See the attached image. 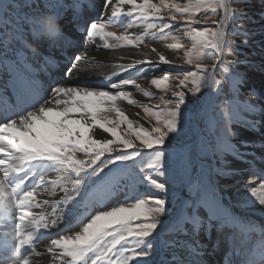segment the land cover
<instances>
[{
    "label": "snow or ice",
    "instance_id": "obj_1",
    "mask_svg": "<svg viewBox=\"0 0 264 264\" xmlns=\"http://www.w3.org/2000/svg\"><path fill=\"white\" fill-rule=\"evenodd\" d=\"M241 2L247 4L248 0ZM261 2L264 3V0ZM112 4L113 0H104V11ZM124 5H129V10L125 11ZM77 6L80 9L88 7L91 10L88 0H78ZM20 7L15 0H0V14H3V21L0 23H6L7 36H11L14 29L16 40L36 55L37 51L30 47L32 44L25 38V31L37 39L34 26L37 20L47 14L29 15L19 12ZM205 7H211L212 11L216 12L217 8H226L227 5L213 3L212 0H189L187 5L168 4L165 0H160L159 5L152 0H117L111 10V17L127 15L142 20L149 17L164 19L161 13L166 9L172 20L178 18L173 13H180L179 19H184L187 14L190 23H204L206 19L195 20L194 13ZM239 15L242 18L246 17L247 12L242 11ZM9 16L15 19L9 20ZM102 17L103 13L101 18L87 22L88 36H115L114 32L106 31V24L101 22ZM261 17L264 18V13H261ZM226 20L227 17L225 22ZM24 25L28 26L27 29ZM4 35V32H0V36ZM189 35L194 42L193 52L197 54L193 57L192 53H189L191 58L187 63L193 64L195 61V68L199 71H189L179 79L177 87L181 90L169 89V74L151 80V83L161 91L165 93L171 91V97H160L165 107L159 111L145 109L148 116L155 117L156 125L150 130L141 126L132 133L140 142L139 148L119 131L121 125L127 123L129 132H132L133 122L121 110L118 101L135 103L131 93L123 90L121 85H134L145 96L153 95L141 88L136 80L126 78L118 83H112L110 88L119 90L115 94L108 90L66 85H56L51 92L45 89L42 93L38 89L39 82L35 79L32 66L27 62L28 57L21 53L18 61H10L7 59L9 56L7 47L0 52V57H4L2 68L10 76V84L16 98L13 103L3 91H0V221L11 219L14 222L12 235L14 254L26 246L32 247L35 251V233L57 224L59 217L49 221L44 214L33 211L50 204L49 200L36 199L40 191L54 196L57 187L67 192L66 185L71 183L76 186L75 194L81 196V189H86L93 182V178L104 172L109 164L135 161L136 157H140L142 151L147 149L150 156L147 168L152 172L144 171L143 165H139L143 173L140 182L146 181V188L155 189L162 195L152 198L151 193L145 191L138 194L130 206L124 204L111 210L101 209L90 221L83 223L80 229L52 238L47 250L55 252L58 249V255L67 258L64 264H131L133 260L136 264H206L202 260L203 245L199 243L198 236L201 231L207 235L214 222H226L230 218L229 211L223 204L217 177L230 178L237 175L239 170L216 167L214 164L212 174H209L201 158L206 155L218 157L221 163L227 165L228 161L223 159L225 154H234L241 160L244 154L234 152L235 146L230 142L213 145L207 141H201L194 148H185L178 152L174 147L176 137L172 136L169 139V136L186 130L191 118L187 108L182 110V106L186 104V92L183 89L191 85V91L195 94L202 89H212L221 85V79L216 78L217 63L220 64L219 75L234 96L240 93L246 80L242 74L235 71L236 64L244 61L222 58L230 54L228 50L234 47L225 39L222 24L215 30L211 28L192 30ZM4 42L7 44L10 41L5 38ZM243 44L246 47L250 46L247 38ZM73 46L75 45H69ZM170 47L179 49L182 45L175 43ZM235 47L238 51L239 46ZM197 48L210 49L209 55L215 63L202 67V57L205 53L197 52ZM65 59L71 62L65 73L66 77L76 78L81 71L88 68L85 63L88 60L86 55L79 53L66 55ZM159 59L165 64L171 63L163 55H160ZM145 62L141 60L136 63ZM147 62L151 63L150 60ZM250 94L257 95L256 90L252 89ZM169 105L171 107H168ZM222 112L230 126L234 122L232 101H225ZM111 114H115L114 119L109 118ZM95 129L100 131L94 134ZM229 131L234 138L236 134L231 132L230 128ZM103 134H108L111 138H106ZM242 144L246 145L247 142L242 141ZM129 149L136 151L114 157L111 155L113 152L124 153ZM77 153H82L86 159H77ZM105 155H108L109 159L101 167L96 168L95 165ZM39 164L55 168L59 172L58 178L49 181L46 179V173L37 176L33 169ZM127 167L125 164L124 168ZM32 177L37 179L25 187ZM97 182L105 183L107 195L126 191V187L119 186L114 180H106L105 177H101ZM181 186L187 188L190 199L184 202L187 210L172 221L170 228L178 236L190 237L195 244L177 240L172 242L171 247L178 250L188 249L190 258H182V254L176 251L170 256L161 254L159 259H145L153 255L155 241L163 232V228L160 233L156 232L158 225L167 224V221H161L159 217L166 214V204L170 203L169 195L175 188ZM227 187L225 185V188ZM251 195L256 198L259 205L264 206V183L260 184L259 189H252ZM83 199L84 196H81V200ZM76 203L79 204L80 201ZM202 210H206V215H201ZM153 233L156 235L153 236ZM3 264H31V260L29 257L17 260L13 256ZM229 264L232 262L229 261ZM241 264H264V245H261L256 254L246 256Z\"/></svg>",
    "mask_w": 264,
    "mask_h": 264
},
{
    "label": "rangeland",
    "instance_id": "obj_2",
    "mask_svg": "<svg viewBox=\"0 0 264 264\" xmlns=\"http://www.w3.org/2000/svg\"><path fill=\"white\" fill-rule=\"evenodd\" d=\"M15 2L20 4L21 9L19 10H23V13L29 15L47 14L55 16L59 14L60 18L65 21L70 20V22L78 21L79 14L81 13L77 6L78 1L76 0H15ZM152 2L158 5L160 4V0H152ZM188 2L189 0H165V3L168 4L178 3L187 5ZM212 2L223 3L227 5V7H219L216 12H213L211 7L202 8L194 13V19H206V22L190 23L187 14H185L184 19H179L181 14L173 13L178 18L172 20L166 9L161 13L164 19L149 17L142 20L139 17H129L127 15L126 17H111V10L117 3V0H113V4L109 5L107 11H104V0H88L91 10H89L88 7L84 8L83 13L85 11L88 18L80 22V27L86 28L87 22L101 18V14L103 13L101 22L106 24V31L114 32L115 36L104 37V48L99 49L93 55L87 56L88 60L85 61V63L88 65V68L87 70L81 71L78 76L105 81L106 78L113 74L121 75L122 80L126 78L134 79L145 91L153 93L152 96L147 97L143 92L136 89L134 85L121 86L123 90L132 94L131 98L135 103L128 104L124 100L118 101L121 110L128 119L133 122L132 132H129L127 123L121 125L119 131L121 135L130 139L137 145V148H139L141 147L140 142L132 133L139 130L141 126L150 130L156 125L155 117L148 116L145 109L151 108L153 111H159V109L165 107L160 97H171V91L167 93L161 91L151 83V80L154 78L160 79L163 74H169V89L181 90L177 87L179 79H182L183 75L189 71H199L195 68V61L193 64L187 63V60L191 58L189 53H192L193 57L197 54L193 52L194 42L189 32L192 30H203L204 28L215 30L220 24L223 25V28L226 27V31L224 32L225 39L230 41L234 47L228 50L230 54L222 58L244 61L236 64L235 71L245 77L246 83L242 87L240 93L234 96L225 80L219 75L220 64L217 63L216 78L221 79V85L212 89H202L195 94L191 91V85L183 89L186 92V104L182 106V110L187 108L191 113V118L189 119L186 130L178 131L169 136V139H171L172 136L176 137L174 147L178 152L185 148H194L195 145L201 141H207L213 145L230 142L235 146L233 149L234 152L243 153L244 157L248 154L251 155L249 162L238 169V179L235 182L226 184L218 180L221 195L223 197V204L227 207L230 218L226 222H214L213 226L208 230L207 235H205L204 231H201L198 236V241L203 245L205 256L208 258H211L213 255L216 256L220 252V247L222 248L224 245L228 246L231 243L244 244L248 247L251 246L250 253L253 252L252 247L258 244L259 240L255 235L249 239H245V236L240 230L242 226L240 219H243L245 212L249 213L252 210V205L248 198V193L251 191V188H253V186L255 187L258 182L264 180V139L260 144L253 142V140H246L242 135L244 126L255 127L259 133L264 135V122L261 119L250 117L252 114H257L255 109H259L261 113H264V18L261 17V13H264V3H262L261 0H248L247 4L241 2V0H212ZM123 7L125 11L130 8L129 5H124ZM242 11L247 12L246 17L242 18L239 15ZM223 15L227 17L226 22L225 19H222ZM248 17H251V19H248ZM8 19L14 20L15 18L9 16ZM0 21H3V14H0ZM7 31L8 28L6 23H0V32H4L5 34L4 36H0V52L4 51L2 42L5 38L8 40L14 39V41H16L15 30H12L11 36H7ZM27 35L31 34L27 32ZM87 37V33L81 37L78 53H80V51H88L92 45V39ZM117 37H119V39H117ZM246 38L249 40L250 44V46L247 47L243 44ZM46 42L49 44L52 41L43 38L36 47L41 50V53L43 52V54L47 56L46 60L43 62L50 63V58L52 57L61 61L62 46L59 47L61 49L54 50L57 52H49L44 50L47 44ZM175 43L181 44L182 47L179 49L171 48L170 45ZM235 46H239L238 51ZM152 49H155V51H152ZM73 50L75 51V49ZM201 51L205 53L202 57V67L210 66L215 63L209 55L211 52L210 49L204 50L197 48V52ZM78 53L73 52L74 55ZM148 53L153 56L146 57ZM160 55H163L166 59L171 61V63L165 64L159 59ZM141 60L146 62L136 63ZM149 60L151 63L147 62ZM129 65H131V67H129ZM156 65H158V67H156ZM66 71L67 70H65V73ZM110 83L112 84L113 81H110ZM111 84H106V82L102 85L95 84V88L108 90L115 94L119 90L110 88ZM84 87L90 88L89 85H84ZM221 88L223 91H220ZM252 89L256 90L257 95L250 94ZM51 90L52 89H49L47 92H51ZM229 100L232 101L234 118V122H232L230 126L225 120L222 112L225 101ZM157 106H159V108ZM168 107H171V105ZM109 118L114 119L115 114H111ZM229 128L231 132L236 134L234 138ZM98 131L99 129H95L94 134ZM104 137L111 138L108 134H105ZM242 141H246L247 144H242ZM165 146H167V144ZM131 151H136V149L125 150L124 153L117 151L113 152L111 155L114 157ZM148 152L149 150L144 149L141 156L136 157L135 161L109 164V166L104 169V172L100 173L98 177L93 178V182L89 184L86 189H81V196H84L83 200H81V196L75 194L76 186L71 183L66 185L67 192L57 187L54 196L46 194L50 199L56 198V195L64 194L63 201L59 204L60 210H58L53 217L48 218L49 221H51L59 217L57 224L55 226H50L48 229H40L37 232L44 236H38L39 239L36 240L39 241L34 240L35 251H33L32 247L27 246L18 253L14 254L12 249L9 253H12V256L16 258V256H24L26 253L35 254L38 250L45 251L47 253L46 262H48V264H63L61 263L63 260L62 257L58 259L59 261L56 258V251H58V249L55 250V252H49L47 250L48 247L46 249L37 248L45 241V237H47L46 241H51L55 235L57 236L65 232L72 233L80 229L83 223L90 221L91 217L94 214H98L101 209L111 210L115 206L124 204L130 206L137 195L145 191L150 192L152 198L162 195L155 189H151L150 187L146 188V181L144 183L140 182L143 173L140 171L139 165H143L144 171L148 173L152 172L151 169L147 168V164L150 162ZM77 159H86V157H84L82 153H77ZM108 159L109 156L105 155L95 167H101ZM223 159L228 161L227 165L221 163L220 158H213L207 155L201 158V162L204 164L209 174H212L214 164L216 167H227L230 169L237 157L234 154H225ZM125 164L128 166L126 169L124 168ZM48 169L46 177L48 174L51 175L48 180L57 179L59 172L55 168L51 169L50 166ZM101 177H105L106 180L109 181L114 180L119 186L126 187V191L107 195L105 183L97 182L100 181ZM154 178L161 179L155 176ZM246 183L247 186H245ZM250 183L251 185H249ZM225 185L228 187L225 188ZM85 192L87 195H84ZM231 192L234 193V197L232 196V199L235 200L233 204L228 203L226 200V197L229 196ZM73 197H75V199H73ZM189 199V192L187 188L183 186L175 188L173 193L169 195L170 203L166 204V214L159 217L161 221H167V224L158 225L156 232L160 233L161 228H163V232L155 241L154 248L152 249L153 255L145 259H159L161 254L170 256L173 252L181 250L171 247L172 242L177 240H186L189 244H193L190 237L178 236L175 232L171 231L170 228L172 221L179 214L187 210L184 202ZM76 201H80V203L77 204ZM62 209L63 211H61ZM169 212L171 213L170 215L168 214ZM201 215H206V210H202ZM247 217L249 220H256L252 215H247ZM5 221L6 219L0 221V225L2 226V229L0 228V241H5V236L3 235L5 231L3 223ZM215 228L216 230H222V233L218 234L217 241L220 245L219 247L216 245V242H213L217 239H213L214 237L212 235ZM51 233L54 235L52 238ZM155 235L156 233H153V236ZM149 239H151V237H149ZM118 247L123 248V246ZM6 248L7 246L1 247V251H6ZM125 254L127 255L128 253L125 252ZM221 254L223 255V253ZM31 264H34V262L31 261ZM131 264H136V261L133 260Z\"/></svg>",
    "mask_w": 264,
    "mask_h": 264
},
{
    "label": "bare ground",
    "instance_id": "obj_3",
    "mask_svg": "<svg viewBox=\"0 0 264 264\" xmlns=\"http://www.w3.org/2000/svg\"><path fill=\"white\" fill-rule=\"evenodd\" d=\"M78 1V0H76ZM21 9V8H20ZM81 13L79 14V20L75 22H70V20L65 21L64 19L60 18V15L57 14L56 17L59 20L60 25L62 26L63 29V34L62 36L56 40L52 41L49 44L47 43L46 46L44 47V50H47L49 52H53L54 50L61 49L59 47L62 46V51L64 54L61 52V61L56 60L55 57L50 58L51 62L53 63H44L43 61L46 60L47 56L41 53L40 49H37V54L33 55L30 50L26 47H24L23 44H21L19 41H14L13 40H8L7 44H5V40L2 42V48L5 50V47L9 49V56L7 57L8 60L10 61H18L20 59L21 53H23L26 57H28L27 62L32 66V71L35 74V79L39 82L38 83V89L43 93L44 90L46 89L47 91L49 89H52L56 85H66V86H77V87H84V85H89L90 88L92 89H97L95 88V84H103L106 82V84H111L110 81H113V83H118L122 80L121 75H116L113 74L109 76L108 78L105 79V81H100L96 80L95 78L93 79H87V78H82V77H66L65 76V70H67L70 67L71 62L66 61L65 56L66 55H74L73 52L78 53L79 52V41L81 40V37L87 33V27L83 28L80 27V22L83 20H86L88 18L87 13L83 10L78 8ZM19 12L23 13V10H18ZM123 17H126V15H121ZM90 17V15H89ZM226 15H223L222 19H225ZM82 25V24H81ZM27 25H24V28L27 29ZM226 31V27L224 28V32ZM25 38L27 39L28 42H30L32 45L37 47V44L43 40V38L40 39H34L31 35H27V32L25 31ZM87 38L92 39V45L88 49V51H80L79 54H83L86 56L93 55L95 52H97L99 49L104 48V37H90L88 36ZM16 39V38H15ZM75 45L73 47H69V45ZM78 47V48H77ZM75 49V51L73 50ZM57 52V51H54ZM54 55V54H53ZM57 55V54H56ZM52 56V55H51ZM153 55L148 53L146 57H152ZM60 57V58H61ZM4 57H0V91H3L4 94H6L10 100L15 103V95H14V89L12 88L10 84V76L9 74L3 70L2 65H3ZM122 86V85H121ZM124 87L127 85H123ZM98 87V86H97ZM100 90V89H97ZM132 95V94H131ZM248 99V98H247ZM257 108V107H256ZM253 109V108H252ZM262 109V108H261ZM264 110V109H263ZM253 111V110H252ZM255 112L257 114H252L250 117L255 118V119H261L264 122V113L260 112L259 109H255ZM254 112V113H255ZM249 114V113H248ZM240 130V129H239ZM238 130V131H239ZM100 131V130H99ZM98 131V132H99ZM105 136V134H103ZM243 137L246 140H253V142L260 143L264 139V135L259 133L258 130L255 127L251 126H244L243 132H242ZM264 154V153H263ZM248 158V159H247ZM251 158V155H246L243 160L241 159H235L234 163L232 164L233 166L230 169H239L245 164L249 162ZM231 161V160H230ZM48 165L46 164H39L34 167V171L37 173V176L47 174V171L49 170ZM51 177V175L48 174L46 179L48 180ZM37 177H32V179L28 180V182L25 184V187H28V185L32 184L34 180H36ZM217 179L223 183L229 184L233 183L238 179V174L233 175L230 178H224V177H217ZM249 183V182H248ZM261 183H264V180L262 182H258V184L253 186L254 189H259V186ZM251 185V183L249 184ZM251 188V190L253 189ZM250 190V189H249ZM247 195V194H246ZM232 196L234 197V193L231 192L229 196L226 197V200L228 203L233 204ZM236 196V195H235ZM64 194L61 195H56V198L50 199L47 197L45 192L40 191L39 194L37 195L36 199L37 200H49L50 204L43 205L39 209H34L33 211L37 213H42L44 214L47 218L53 217L59 208V204L63 201ZM248 198L250 199V204L252 205V210L249 213L244 214L243 219L239 218L241 221V233L245 236V239H249L250 237H253L254 235L256 238L259 240L258 244H255L252 249L253 252H251V246L247 245H240L239 243H231L228 246H223L222 248L220 247L219 254L216 256L213 255L211 258H208L205 256V251L202 248V260L206 262V264H229V261L232 262V264H241V261L246 257V256H252L256 254L261 247V245H264V206L259 205L258 201L256 200L255 197L251 195V191L248 193ZM57 202V203H56ZM54 203V204H53ZM237 212V211H236ZM247 215H252V217L256 218L255 221L249 220ZM4 226V233L3 235L5 236V241H0V264H3L5 260H10L13 258V254L9 253L11 249L13 248L14 245V240L12 238V235L14 234V222L11 219H6V221L3 223ZM0 228L2 229V226L0 225ZM48 233V231H47ZM222 230L221 229H214L212 235L213 239H215L213 242H216V245L219 247L218 243V234H221ZM41 233H35V240L39 239L38 236H44L40 235ZM48 235V234H47ZM50 235V233H49ZM54 237L51 233V238ZM56 237V235H55ZM43 238V237H42ZM199 239V238H197ZM47 237H45V241L42 242L38 249H46L47 247L50 246V241H46ZM39 241V240H36ZM193 244H195V241H193ZM7 246L6 251H1V247ZM27 247V246H26ZM228 247V250H227ZM26 251V250H25ZM5 252V253H4ZM179 252L182 254V258H190L189 257V251L188 249H181ZM22 253V252H21ZM59 250L56 251V258L57 260L61 258L59 255ZM223 253V255L221 254ZM46 252L45 251H40L38 250L37 253L35 254H28L26 253L24 256H16L15 259H24L29 257L31 261L34 262V264H48L46 262ZM17 255V254H16ZM62 262L64 264V261L67 260V258H62ZM59 261V260H58Z\"/></svg>",
    "mask_w": 264,
    "mask_h": 264
},
{
    "label": "clouds",
    "instance_id": "obj_4",
    "mask_svg": "<svg viewBox=\"0 0 264 264\" xmlns=\"http://www.w3.org/2000/svg\"><path fill=\"white\" fill-rule=\"evenodd\" d=\"M34 31L37 39L44 38L50 41L58 40L63 34L62 26L55 15H45L37 20ZM30 47L38 51L34 45Z\"/></svg>",
    "mask_w": 264,
    "mask_h": 264
}]
</instances>
